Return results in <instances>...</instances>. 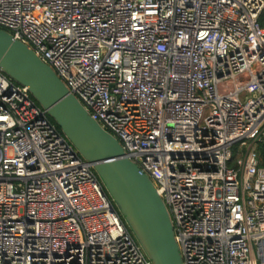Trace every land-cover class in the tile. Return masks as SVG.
Here are the masks:
<instances>
[{"label":"built area","instance_id":"obj_1","mask_svg":"<svg viewBox=\"0 0 264 264\" xmlns=\"http://www.w3.org/2000/svg\"><path fill=\"white\" fill-rule=\"evenodd\" d=\"M264 0H0L153 181L182 264H264ZM0 264H152L92 165L0 69Z\"/></svg>","mask_w":264,"mask_h":264},{"label":"water","instance_id":"obj_2","mask_svg":"<svg viewBox=\"0 0 264 264\" xmlns=\"http://www.w3.org/2000/svg\"><path fill=\"white\" fill-rule=\"evenodd\" d=\"M0 69L26 86L102 181L122 219L152 264H182L171 219L151 178L94 120L55 71L0 28Z\"/></svg>","mask_w":264,"mask_h":264},{"label":"trees","instance_id":"obj_3","mask_svg":"<svg viewBox=\"0 0 264 264\" xmlns=\"http://www.w3.org/2000/svg\"><path fill=\"white\" fill-rule=\"evenodd\" d=\"M261 22L263 23L264 22V13L262 14L261 16ZM51 119V118H50ZM52 120V119H51ZM52 122H54L52 120ZM55 123V122H54ZM59 128V127H58ZM258 152H259V155H260V160H261V165L264 166V141H260L258 143Z\"/></svg>","mask_w":264,"mask_h":264}]
</instances>
